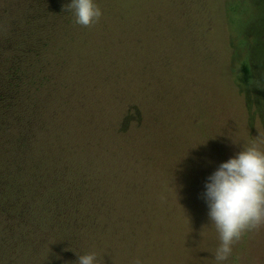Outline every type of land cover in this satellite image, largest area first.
Masks as SVG:
<instances>
[{
	"label": "rangeland",
	"instance_id": "374dc122",
	"mask_svg": "<svg viewBox=\"0 0 264 264\" xmlns=\"http://www.w3.org/2000/svg\"><path fill=\"white\" fill-rule=\"evenodd\" d=\"M96 4L98 23L60 31L66 65L38 105L44 121L57 113L69 125L72 172L85 168L77 156L97 172L75 175L93 212L80 217L77 249L56 248L58 264L91 252L100 264H216L208 177L254 142L264 150V0ZM24 248H0V264ZM224 264H264V228Z\"/></svg>",
	"mask_w": 264,
	"mask_h": 264
},
{
	"label": "trees",
	"instance_id": "16d2710c",
	"mask_svg": "<svg viewBox=\"0 0 264 264\" xmlns=\"http://www.w3.org/2000/svg\"><path fill=\"white\" fill-rule=\"evenodd\" d=\"M69 3L0 0V248L12 253L27 242L30 248L28 256L15 260L14 255L4 264H40L43 258L58 264L56 248L65 243L77 249L76 239L84 237L80 217L93 212L89 192L75 175L84 183L88 176L97 178L95 165L77 156L85 168L72 172L70 156L76 151L71 139L66 141L69 125L57 113L44 121L38 111L44 91L66 65L64 47L56 45L60 31L82 28L64 11ZM49 100V108L60 103L57 97Z\"/></svg>",
	"mask_w": 264,
	"mask_h": 264
},
{
	"label": "clouds",
	"instance_id": "9594fccd",
	"mask_svg": "<svg viewBox=\"0 0 264 264\" xmlns=\"http://www.w3.org/2000/svg\"><path fill=\"white\" fill-rule=\"evenodd\" d=\"M64 11L71 12L74 22L86 28L98 23L103 14L95 0H71L64 5ZM204 198L220 240L214 258L216 264H224L236 243L246 234L264 228V150L259 144L254 142L221 163L208 177ZM77 264H100V261L91 252L78 254ZM133 264L142 261L137 258Z\"/></svg>",
	"mask_w": 264,
	"mask_h": 264
}]
</instances>
